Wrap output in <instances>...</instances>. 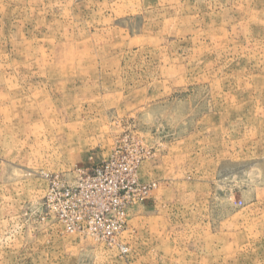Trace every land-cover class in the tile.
I'll return each instance as SVG.
<instances>
[{
    "label": "rangeland",
    "instance_id": "obj_1",
    "mask_svg": "<svg viewBox=\"0 0 264 264\" xmlns=\"http://www.w3.org/2000/svg\"><path fill=\"white\" fill-rule=\"evenodd\" d=\"M117 160L155 188L116 167L120 233L66 232ZM0 264H264V0H0Z\"/></svg>",
    "mask_w": 264,
    "mask_h": 264
},
{
    "label": "built area",
    "instance_id": "obj_2",
    "mask_svg": "<svg viewBox=\"0 0 264 264\" xmlns=\"http://www.w3.org/2000/svg\"><path fill=\"white\" fill-rule=\"evenodd\" d=\"M115 163L105 162L101 166L96 167L91 174L85 175L80 179V183L69 188L63 187L59 193V198L67 204V209L71 213H75V217L69 219L65 212L60 215V221L63 224L65 231L68 233H81L92 237L96 241H113L114 237L120 233L124 224L126 206L123 203L121 196V187L115 180V185L111 191V208L102 207L100 202L93 196V192L98 193V185L107 180V175H112L113 170L116 169V174L127 172L129 183L135 186L138 190V201L133 198L132 202L127 206L136 204L142 201L144 197L149 195V192L155 188V184L148 183L139 186L135 180V173L138 169V161L131 165H124L120 161ZM116 164V165H113ZM128 166V167H126ZM109 184L111 182L109 181ZM139 195L141 197L139 198ZM81 197V208L76 212V206L73 200L79 201ZM121 253H127L124 246L120 247Z\"/></svg>",
    "mask_w": 264,
    "mask_h": 264
},
{
    "label": "crops",
    "instance_id": "obj_3",
    "mask_svg": "<svg viewBox=\"0 0 264 264\" xmlns=\"http://www.w3.org/2000/svg\"><path fill=\"white\" fill-rule=\"evenodd\" d=\"M157 157V156H156ZM164 158V156H162ZM155 158L146 162L144 165V171L146 172V175L149 177V174L158 172L162 173L163 172V164L162 160L156 159ZM172 172H176V169L174 168Z\"/></svg>",
    "mask_w": 264,
    "mask_h": 264
}]
</instances>
